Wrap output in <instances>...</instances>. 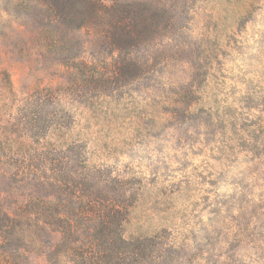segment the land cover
<instances>
[{"label": "rangeland", "instance_id": "rangeland-1", "mask_svg": "<svg viewBox=\"0 0 264 264\" xmlns=\"http://www.w3.org/2000/svg\"><path fill=\"white\" fill-rule=\"evenodd\" d=\"M48 1L0 0V201L71 227L20 264H80L101 231L159 237L158 264H264V0H82L79 28Z\"/></svg>", "mask_w": 264, "mask_h": 264}, {"label": "trees", "instance_id": "trees-1", "mask_svg": "<svg viewBox=\"0 0 264 264\" xmlns=\"http://www.w3.org/2000/svg\"><path fill=\"white\" fill-rule=\"evenodd\" d=\"M79 1L82 0H53L42 4V6L45 8L50 21L54 22L57 27L75 26L72 24H78L76 27L79 28L86 24L84 21L86 20V14L90 13L92 18L99 16V13L93 8L90 12L83 9ZM113 9L115 10L116 6H113ZM135 23H138L136 18L132 20L129 28L128 26L122 28V37L135 39V34L138 31V26ZM43 42L49 45L50 39L45 37ZM55 43L58 45L59 41L57 40ZM33 212V201L18 202L10 205H4L0 201V264H20L18 259L22 252H25L22 249L23 245L29 242L35 244L33 240L34 235H36L34 229H36V232L40 229L45 233H50L48 228L51 223L44 219L41 222L33 219ZM69 224L68 222L65 226L59 227L60 229L56 232H51V236L56 234V236L64 239L71 230ZM100 224L102 226L101 229L107 226L105 220L101 221ZM100 236L104 239L102 249L98 248L99 251L92 257L97 260L96 264H158L151 255L152 252L147 250H151L156 245L159 240L157 236L131 241L126 240L121 234L118 236L114 234L108 237V235L104 234V231L100 232ZM48 248L42 253L45 254L48 264H58V262H62L61 256H70V251L76 250L72 248L67 253L66 251H51V247ZM89 254L88 252H82L78 255L82 262L80 264H86V260H92L91 257H88Z\"/></svg>", "mask_w": 264, "mask_h": 264}]
</instances>
